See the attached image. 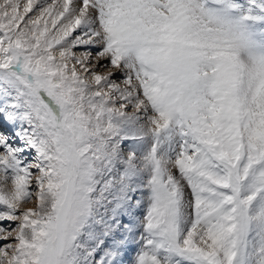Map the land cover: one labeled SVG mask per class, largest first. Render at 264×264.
I'll list each match as a JSON object with an SVG mask.
<instances>
[{
    "label": "snow or ice",
    "instance_id": "obj_1",
    "mask_svg": "<svg viewBox=\"0 0 264 264\" xmlns=\"http://www.w3.org/2000/svg\"><path fill=\"white\" fill-rule=\"evenodd\" d=\"M0 264H264V0H0Z\"/></svg>",
    "mask_w": 264,
    "mask_h": 264
}]
</instances>
